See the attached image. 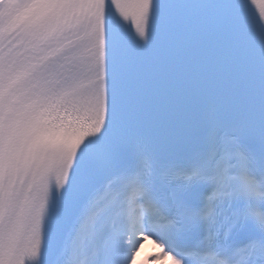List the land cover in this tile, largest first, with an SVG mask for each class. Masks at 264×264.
<instances>
[{"label":"snow or ice","instance_id":"snow-or-ice-1","mask_svg":"<svg viewBox=\"0 0 264 264\" xmlns=\"http://www.w3.org/2000/svg\"><path fill=\"white\" fill-rule=\"evenodd\" d=\"M0 264H264V0H0Z\"/></svg>","mask_w":264,"mask_h":264},{"label":"bare ground","instance_id":"bare-ground-1","mask_svg":"<svg viewBox=\"0 0 264 264\" xmlns=\"http://www.w3.org/2000/svg\"><path fill=\"white\" fill-rule=\"evenodd\" d=\"M143 249H145V247H144ZM143 249H142V250H143Z\"/></svg>","mask_w":264,"mask_h":264}]
</instances>
